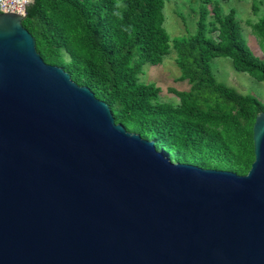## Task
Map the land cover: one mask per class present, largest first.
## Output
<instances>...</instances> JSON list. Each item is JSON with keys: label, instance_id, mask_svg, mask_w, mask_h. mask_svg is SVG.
Returning <instances> with one entry per match:
<instances>
[{"label": "water", "instance_id": "obj_1", "mask_svg": "<svg viewBox=\"0 0 264 264\" xmlns=\"http://www.w3.org/2000/svg\"><path fill=\"white\" fill-rule=\"evenodd\" d=\"M0 13V264H264V111L247 174L175 161Z\"/></svg>", "mask_w": 264, "mask_h": 264}, {"label": "trees", "instance_id": "obj_2", "mask_svg": "<svg viewBox=\"0 0 264 264\" xmlns=\"http://www.w3.org/2000/svg\"><path fill=\"white\" fill-rule=\"evenodd\" d=\"M166 1L33 0L23 24L43 59L89 86L127 130L155 140L175 161L247 174L264 102L219 81L211 61L230 57L236 69L264 81V59L247 44L236 10L208 7L210 0L200 6L196 31L172 39L164 25ZM251 25L264 46V16ZM172 46L179 79L190 83L187 90L169 88L176 104L140 80L144 65L161 64Z\"/></svg>", "mask_w": 264, "mask_h": 264}, {"label": "rangeland", "instance_id": "obj_3", "mask_svg": "<svg viewBox=\"0 0 264 264\" xmlns=\"http://www.w3.org/2000/svg\"><path fill=\"white\" fill-rule=\"evenodd\" d=\"M204 0H167L164 7L165 28L171 38L186 36L194 33L197 27L199 9ZM206 4L219 3L224 12L236 10L237 19L242 27L243 35L251 50L264 59V46L261 39L255 34L251 23H255L264 16V0H210ZM254 5L258 10H254ZM214 37V34L212 35ZM173 44V42H172ZM176 50L172 46L171 53L164 58L161 64L144 65L140 80L145 83H154L161 88L160 100L176 104L180 101L177 94L170 92L173 87L178 90H187L190 83L180 80L181 70L176 63ZM213 73L221 82L236 88L244 94H251L264 102V81H259L251 74L235 68L230 57L219 56L211 61ZM173 154V152H172Z\"/></svg>", "mask_w": 264, "mask_h": 264}, {"label": "built area", "instance_id": "obj_4", "mask_svg": "<svg viewBox=\"0 0 264 264\" xmlns=\"http://www.w3.org/2000/svg\"><path fill=\"white\" fill-rule=\"evenodd\" d=\"M33 0H0V13H17L26 15L27 7Z\"/></svg>", "mask_w": 264, "mask_h": 264}]
</instances>
